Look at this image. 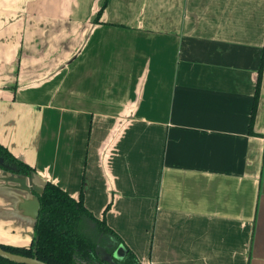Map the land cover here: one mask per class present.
Here are the masks:
<instances>
[{"label": "crops", "instance_id": "obj_1", "mask_svg": "<svg viewBox=\"0 0 264 264\" xmlns=\"http://www.w3.org/2000/svg\"><path fill=\"white\" fill-rule=\"evenodd\" d=\"M104 1L0 0V145L141 264H264V0Z\"/></svg>", "mask_w": 264, "mask_h": 264}, {"label": "trees", "instance_id": "obj_2", "mask_svg": "<svg viewBox=\"0 0 264 264\" xmlns=\"http://www.w3.org/2000/svg\"><path fill=\"white\" fill-rule=\"evenodd\" d=\"M106 4L107 0L97 12L94 23L98 22ZM263 61L264 56L258 71L251 125L259 97ZM0 157L3 158L5 164L13 167L11 173L29 176L35 172L2 145H0ZM33 195L38 201L39 209L30 246L19 248L1 244L0 248L3 250L24 257L36 258L46 264H141L123 244V241L107 227L104 218L98 220L85 208L82 195L74 199L50 182L46 183L41 195L35 193ZM120 245L126 250L122 261H117L112 257L102 259L96 251L97 247H102L111 255ZM0 264L16 263L0 258Z\"/></svg>", "mask_w": 264, "mask_h": 264}, {"label": "water", "instance_id": "obj_3", "mask_svg": "<svg viewBox=\"0 0 264 264\" xmlns=\"http://www.w3.org/2000/svg\"><path fill=\"white\" fill-rule=\"evenodd\" d=\"M12 170H13V167L5 164L3 158L0 157V184H2L0 186L1 189H5L7 192L8 191L10 192L13 190L14 191L24 190L32 197L33 203L31 205L25 202L23 204V207L22 206H20L19 208L14 207L15 210L19 212V213L17 212L16 213L19 214L21 217L27 216L30 218L31 220L30 222L32 226V237H31V242H32L34 225L36 222L37 213L39 209L38 201L36 197L33 195V193L37 195H41L47 182L44 181L42 186L39 189H37L34 186V180H33L35 173H31L29 176H23V175L11 173L10 171ZM9 246H12V245H9ZM96 251L100 253L102 259L103 257L105 258L111 257V255L105 253V250L101 249L100 247H97ZM125 253H126L125 248L120 245L115 249V251L112 254V257L118 261H122V259L125 256ZM0 257L10 262L16 263V264H46L41 261H38L36 258H29V257L12 254V253L2 250L1 248H0Z\"/></svg>", "mask_w": 264, "mask_h": 264}, {"label": "flooded vegetation", "instance_id": "obj_4", "mask_svg": "<svg viewBox=\"0 0 264 264\" xmlns=\"http://www.w3.org/2000/svg\"><path fill=\"white\" fill-rule=\"evenodd\" d=\"M1 245V244H0ZM2 245H4V244H2ZM2 249V248H1ZM101 249H102V247H101ZM3 250V249H2ZM5 251V250H4ZM115 251V250H114ZM113 251V252H114ZM7 252V251H6ZM113 252H112V254H113ZM105 253H107L106 251H105ZM100 254V253H99ZM108 254V253H107ZM112 254H111V257H112ZM1 258V257H0ZM103 258H105V257H103ZM113 258V257H112ZM3 259V258H2ZM114 259V258H113ZM116 260V259H115ZM123 260V259H122ZM118 261V260H117Z\"/></svg>", "mask_w": 264, "mask_h": 264}, {"label": "rangeland", "instance_id": "obj_5", "mask_svg": "<svg viewBox=\"0 0 264 264\" xmlns=\"http://www.w3.org/2000/svg\"><path fill=\"white\" fill-rule=\"evenodd\" d=\"M85 23V22H84ZM80 24H82V23H80ZM87 24H89V22H87ZM80 27V25H78V27L77 28H79ZM76 32H73V37H74V35L76 36L77 35V33H78V31H77V33L75 34Z\"/></svg>", "mask_w": 264, "mask_h": 264}]
</instances>
